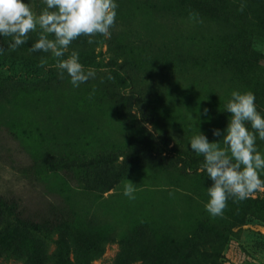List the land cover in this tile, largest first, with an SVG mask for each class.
<instances>
[{
    "label": "rangeland",
    "instance_id": "1",
    "mask_svg": "<svg viewBox=\"0 0 264 264\" xmlns=\"http://www.w3.org/2000/svg\"><path fill=\"white\" fill-rule=\"evenodd\" d=\"M233 1L220 10L207 9L203 0H115L117 47L143 78L144 110L151 113L141 118L131 109L137 129L117 119L99 82L104 76L116 81L104 74L111 66L106 42L95 47L92 61L80 60L96 76L79 87L64 72L61 85L45 88L48 69L29 75L23 65L4 61L13 68L0 71V202H9L14 213L0 224V251L14 243L31 255L29 264H42L43 243L47 254L60 255L59 264H118L119 241L133 239L142 227L160 260L165 249L214 226L216 234L223 232L218 242L198 244L194 254L217 264H264V191L248 197L257 199L258 216L228 204L222 216L212 217L202 176H187L204 173L203 162L174 148V141L189 144L200 132L210 143L222 141L213 130L223 133L227 126L213 115L234 90L254 93L264 115V10L255 0ZM190 12L198 19L190 20ZM138 37L143 43L127 45ZM120 90L132 101L127 83ZM168 132L172 138L161 140ZM150 143L162 147L161 155L148 152ZM99 158L122 167V178L106 193L84 180L85 171L91 178L100 168L82 161ZM128 180L135 199L124 195Z\"/></svg>",
    "mask_w": 264,
    "mask_h": 264
},
{
    "label": "clouds",
    "instance_id": "2",
    "mask_svg": "<svg viewBox=\"0 0 264 264\" xmlns=\"http://www.w3.org/2000/svg\"><path fill=\"white\" fill-rule=\"evenodd\" d=\"M43 3L46 7L37 14L24 0H0V37H11L8 49L17 50L28 41L30 33L39 30V38L30 52L50 53L56 59V68L61 75L67 72L73 87L94 79L95 70L84 68L78 52L72 51L66 59L63 57L71 44L82 36L93 44L97 35H109L110 29L115 27L118 4L115 0H43ZM245 6L242 3L240 11ZM189 19L197 20L198 13L190 12ZM4 51L0 46V54ZM47 64V58L42 57L39 66L44 68ZM255 100L251 91L234 90L225 106L226 112L231 114L226 130L223 133L213 130V135H223V140L210 143L200 132L190 141L191 150L204 157L202 170L212 182L205 205L212 217L223 215L229 199L239 202L258 190L264 191L261 179L264 153L256 144L257 139L264 141V115L257 110ZM207 113L208 109H204V114ZM221 143L226 147L222 148ZM135 191L136 186L128 180L124 195L135 199Z\"/></svg>",
    "mask_w": 264,
    "mask_h": 264
},
{
    "label": "trees",
    "instance_id": "3",
    "mask_svg": "<svg viewBox=\"0 0 264 264\" xmlns=\"http://www.w3.org/2000/svg\"><path fill=\"white\" fill-rule=\"evenodd\" d=\"M185 1V0H181ZM257 1L258 5L261 7L262 10H264V0H255ZM25 3H30L32 6V9L35 13L39 14L46 5L43 3V0H24ZM205 3L207 9H220L223 10L228 4L233 5V0H203ZM230 5V6H231ZM117 18L115 22V27L110 29V34L108 35V38H105V36L97 35L95 37V43L89 44L87 37H80L77 40H75L71 46L68 49L67 54L70 55L72 51H76L79 53V60L89 63L92 61V57L94 55V49L95 47L101 43L106 42L108 46V51L111 55V66L108 68V72L104 73L105 75H115L116 81L113 82L111 80H108L106 76L102 77L99 82L101 83L106 96L108 97V100L112 103V105L115 108V111L117 113V119L121 122L128 124L130 127L135 128L136 126V118L131 113V109L133 107L136 108L137 112L141 116V118H151V113L144 110V106L146 104V94L143 91L141 87V81L142 77L137 71V68L131 64L128 57L123 55L122 52H119V47H117L116 39L119 36L118 32V25L117 24ZM39 38V30L37 32H33L29 34L28 41L19 47L15 51H11L8 49L9 43H11V37H0V46L4 48V53L0 54V71L7 70L8 72L12 70L13 66L6 67L4 61H11L12 65L19 63L22 69L26 70L25 73L29 75H34L35 72H40L42 69H48L47 72L49 75V80L46 81V83H43V86L45 88L49 89H55L59 86V84H62V81L60 80V72L56 68V66H53L54 58L51 56L50 53H44L42 51L37 52H30L29 49L33 47V45L37 42ZM50 39H53L54 37H49ZM129 44L127 45H134V44H141L143 43V39L141 37H138L135 39H131V41H128ZM44 57L47 58L48 64L41 68L39 66L40 59ZM29 67H31V72ZM101 75H103L101 73ZM69 77V75H68ZM51 81V83H49ZM86 83L83 84H87ZM127 83L129 87L131 88V96L132 101L128 99V96L125 94H122V91L120 90V86L122 84ZM214 121L217 122H223L225 126L228 125L229 119L231 114L226 112V108L224 107L223 111L214 113ZM249 129H251V125L248 124ZM137 129V128H135ZM142 136L146 137V132L141 130ZM139 137L138 146L143 141V137ZM162 136V137H161ZM160 139L166 140L169 137L172 138V135L170 132L167 133V135L161 134ZM137 142V141H136ZM135 144L137 145V143ZM190 142V141H189ZM174 148L175 151L180 153L181 155H185L188 158H196L199 157L201 162L204 161V157L202 155H197L195 152H193L190 148V143L186 144L185 142L181 140L174 141ZM257 147L260 151V149L264 150V141L257 139L256 141ZM147 146V145H146ZM136 150H141L142 148H137ZM149 149V153H155L158 155H161L163 152L162 147L159 148L158 143H150L149 146H147ZM167 146L165 145V149ZM167 150V149H166ZM143 152V151H139ZM102 159H98L95 161H87L85 159L82 161L83 167H90L93 168H100V170H95L93 173V176L90 178L88 175V172L85 171L84 173V180H88V183H93L95 188L101 187V193H106L116 185V183L122 178V167L121 165H113L109 166L108 163H111V161L107 162L106 160L100 162ZM87 161V162H86ZM105 163V164H103ZM184 163V161H183ZM181 164V163H179ZM178 167V165H175V168ZM182 170L181 168L179 169ZM183 173V171H182ZM189 177H201V190L203 192L207 193L208 187L211 186L212 182L210 178L208 177L206 171L204 173H196L194 172L191 175H187ZM82 180V179H81ZM246 203H248L246 205ZM228 204L234 206L236 209L252 216H258L259 212V203L257 199L247 198L243 201L234 202L233 199H229ZM14 213V210H13ZM12 208L9 205V202L2 201L0 202V224L7 219V217L11 216ZM190 219H193V215L190 217ZM216 227L214 226H208V227H200L197 229L193 234V240H181L178 243L174 244L171 248L165 249L162 253L161 259L158 260L156 258V251L157 246L150 241L149 237L145 235L144 228H140L138 232L135 234L133 239H125L119 241L120 244V250H121V256L119 255L118 264H132L133 262L140 261L142 264H217V262L211 258H207L204 256H198L194 254V251H196V245L201 246H207V244H214L217 243L219 240V236L223 234V232H217L216 234ZM212 230L214 232H212ZM44 231H47V229H44ZM51 231V230H50ZM49 232V231H47ZM39 258L42 262V264H59L61 263L59 260L60 255L56 253L47 254L43 243L39 244ZM0 259L1 260H8V259H14L17 261L22 262L23 264H29L32 260V257L27 252H19L15 248V244L11 243L7 247H5L2 251H0Z\"/></svg>",
    "mask_w": 264,
    "mask_h": 264
},
{
    "label": "crops",
    "instance_id": "4",
    "mask_svg": "<svg viewBox=\"0 0 264 264\" xmlns=\"http://www.w3.org/2000/svg\"><path fill=\"white\" fill-rule=\"evenodd\" d=\"M264 175V174H263Z\"/></svg>",
    "mask_w": 264,
    "mask_h": 264
}]
</instances>
